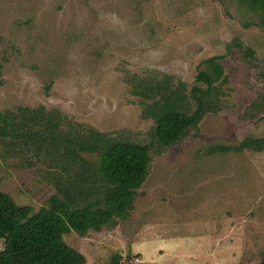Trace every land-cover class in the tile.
Instances as JSON below:
<instances>
[{
  "label": "rangeland",
  "instance_id": "1",
  "mask_svg": "<svg viewBox=\"0 0 264 264\" xmlns=\"http://www.w3.org/2000/svg\"><path fill=\"white\" fill-rule=\"evenodd\" d=\"M0 35L1 110L59 108L141 143L151 141L153 121L132 91L137 75L157 69L191 87L204 58L224 55L227 105L154 154L129 217L64 239L86 264H114L118 253L120 264L264 259V151L210 150L264 136V112L246 114L264 92V23L255 12L239 0H0ZM236 39L255 56L229 51ZM4 140L0 130L1 187L38 209L69 173Z\"/></svg>",
  "mask_w": 264,
  "mask_h": 264
},
{
  "label": "trees",
  "instance_id": "2",
  "mask_svg": "<svg viewBox=\"0 0 264 264\" xmlns=\"http://www.w3.org/2000/svg\"><path fill=\"white\" fill-rule=\"evenodd\" d=\"M264 23V0H239ZM0 35V78L3 74ZM255 56V50L234 40L228 44ZM224 55L201 61L194 84L154 69L138 76L132 91L144 99L143 116L153 121L152 139L141 143L77 121L59 108L45 105L0 109V130L9 146L21 153L47 157L50 167L69 173L60 175L58 192L38 209L17 203L0 182V264H86L85 255L65 241L72 231L85 235L126 219L149 174L156 152L182 140L197 128L209 112L224 108L229 75ZM264 112V92L246 111L254 117ZM211 152L264 151V136H247L238 143H219ZM71 173L73 175H71ZM74 177V179H73ZM126 260L133 256L127 255ZM123 255L112 258L120 264ZM146 264H160L149 262ZM259 264H264V259Z\"/></svg>",
  "mask_w": 264,
  "mask_h": 264
},
{
  "label": "crops",
  "instance_id": "3",
  "mask_svg": "<svg viewBox=\"0 0 264 264\" xmlns=\"http://www.w3.org/2000/svg\"><path fill=\"white\" fill-rule=\"evenodd\" d=\"M159 263V262H158Z\"/></svg>",
  "mask_w": 264,
  "mask_h": 264
}]
</instances>
